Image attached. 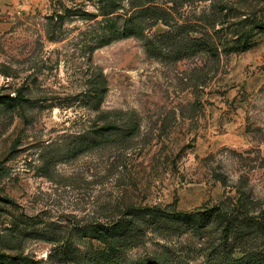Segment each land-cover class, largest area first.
<instances>
[{
	"label": "rangeland",
	"instance_id": "1",
	"mask_svg": "<svg viewBox=\"0 0 264 264\" xmlns=\"http://www.w3.org/2000/svg\"><path fill=\"white\" fill-rule=\"evenodd\" d=\"M100 1L0 0V96L10 99L0 104V264H108L97 230L145 207L220 209L261 226L240 241L219 222L201 232L189 220L145 223L131 261L212 264L230 246L264 254V33L246 52L224 51L264 22V0H144L168 16L151 39L169 31L219 47L184 57L140 38L100 47ZM99 73L96 110L87 91Z\"/></svg>",
	"mask_w": 264,
	"mask_h": 264
},
{
	"label": "trees",
	"instance_id": "2",
	"mask_svg": "<svg viewBox=\"0 0 264 264\" xmlns=\"http://www.w3.org/2000/svg\"><path fill=\"white\" fill-rule=\"evenodd\" d=\"M100 2L103 15L100 23L102 24V35L98 37L100 47H105L122 39L140 38L145 41L147 49L154 54L163 52L162 55L169 53V55L174 54L177 57H184L204 50L209 51L213 55H218L219 53V47L215 45L214 39H211L210 36L190 38L180 34L181 37H178L169 31H165L163 34L160 32V39H151L147 32L152 30L153 26H158L160 20L166 21L168 17L165 11L160 9L155 3H146L147 1L145 2L144 0H129L130 8L127 9L126 2L128 0H102ZM92 15L95 16L94 14ZM249 25L243 34L238 35L236 39L232 38L233 44H227L224 51L232 54L246 52L252 47L255 35L264 33V22L257 24L254 21ZM167 43L169 44V49L166 47ZM90 83L91 86L87 91V96L90 99V105L97 110L101 108L106 95V80L99 73L97 76L92 77ZM8 100L10 99L7 96H0V104H7ZM21 101H25V103L31 102L24 98H21ZM106 117L108 116H102V118ZM113 126L116 127V124L109 122L103 127L110 128ZM138 129L137 123H134L129 128V136H133ZM92 144L96 145L99 142L94 141ZM92 144H88L82 149H86ZM188 220L194 221L193 229L197 232L206 229L212 224L211 222L224 224L223 232L226 237L228 238L231 235L235 237V240L240 241L250 239V237L253 238V234H256L257 231L259 232L261 226L257 219L247 218L245 222H242L238 217L232 218L220 209H212L204 213H167L159 208L145 207L134 209V211L125 216V220L116 222L112 227L97 230V236L105 243H108L112 250L111 257L113 258L108 264H168L161 258L131 261L127 258V254L131 248L139 244L141 240L140 233L143 231L142 224L160 226L163 221L165 223L168 221L183 223ZM237 247H225L220 249L215 255H211L212 264H264V254L261 252L259 255L256 252L248 251V253L244 252L242 256H238V253H236Z\"/></svg>",
	"mask_w": 264,
	"mask_h": 264
}]
</instances>
